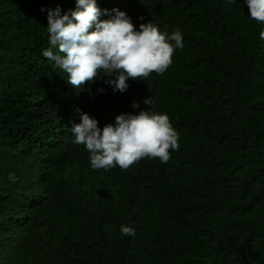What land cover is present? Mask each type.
<instances>
[{"label": "trees", "instance_id": "1", "mask_svg": "<svg viewBox=\"0 0 264 264\" xmlns=\"http://www.w3.org/2000/svg\"><path fill=\"white\" fill-rule=\"evenodd\" d=\"M96 5L136 30L178 28L183 48L122 93L109 77L76 89L43 56L47 11L75 0H0V264H264V22L244 0ZM150 96L179 150L166 164L93 170L69 131L76 110L103 128L150 109Z\"/></svg>", "mask_w": 264, "mask_h": 264}, {"label": "clouds", "instance_id": "2", "mask_svg": "<svg viewBox=\"0 0 264 264\" xmlns=\"http://www.w3.org/2000/svg\"><path fill=\"white\" fill-rule=\"evenodd\" d=\"M236 0H228L235 3ZM76 7L61 15L59 7L47 11L49 48L43 56L67 75V83L78 89L100 77L113 92H124L128 81L163 74L172 64L176 49L183 48L180 29L161 32L152 22L141 23L139 30L124 11L113 8L110 18L101 20L96 0H75ZM249 17L264 22V0H244ZM44 11V9H41ZM140 19H143L141 17ZM264 39V30L260 33ZM174 41V44L171 43ZM103 72L104 75H100ZM114 77V78H111ZM103 91V89H98ZM150 109L138 114H119L115 124L98 127V121L79 109V123L69 129L74 143L84 145L93 170L119 167L126 171L142 159H158L166 164L172 151L179 150V135L166 114L155 110V100L144 99ZM133 108L139 104L133 102ZM259 188V185H256ZM120 233L134 236L135 228L121 225Z\"/></svg>", "mask_w": 264, "mask_h": 264}]
</instances>
